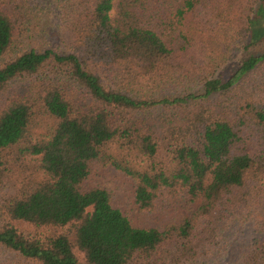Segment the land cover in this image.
<instances>
[{"label": "trees", "instance_id": "1", "mask_svg": "<svg viewBox=\"0 0 264 264\" xmlns=\"http://www.w3.org/2000/svg\"><path fill=\"white\" fill-rule=\"evenodd\" d=\"M5 57L0 93L28 81L0 107L11 264H264V95L244 87L264 64V0H0ZM108 168L139 212L181 199L188 215L134 227L107 189H85Z\"/></svg>", "mask_w": 264, "mask_h": 264}, {"label": "rangeland", "instance_id": "2", "mask_svg": "<svg viewBox=\"0 0 264 264\" xmlns=\"http://www.w3.org/2000/svg\"><path fill=\"white\" fill-rule=\"evenodd\" d=\"M30 47H31V41ZM217 43V41H216ZM16 45V44H15ZM21 50L19 47L13 46L11 51L8 53V56H14ZM239 55L231 60H229L226 64L220 66L214 71L215 76H227V74L235 68L236 62H238ZM5 58L0 59V65ZM252 85L256 86L257 84L262 86V92L264 95V64L256 69V71L249 75L246 78V82L244 87H248L246 85ZM28 85V81H14L11 82L8 87L0 93V107L3 106V104L9 100L15 98L17 95L22 94V92L25 91L26 86ZM179 88V87H177ZM172 90H180V89H172ZM170 90V91H172ZM199 87L195 88L194 91H198ZM169 91V92H170ZM239 91V90H238ZM244 91V90H241ZM168 92V93H169ZM236 92L232 93L227 98H219L222 103L220 107L217 109L218 112H220L222 115L228 118H232L235 114V105L232 104L234 100H230L231 97ZM264 99V96H261ZM216 99V98H214ZM161 111L158 109L153 112L152 115L148 117L149 123L154 127L160 126V123L162 121L163 115H161ZM12 169L14 167L12 166ZM18 168L16 170H19ZM16 175V174H15ZM16 178V177H15ZM95 186H99L102 188H105L109 191L111 196V204L113 207L120 210V212L127 217L129 222L134 227L139 228H162L164 225L168 223L178 224L183 218H185L188 215V211L185 208L184 201L181 199H178L174 201L173 203L168 204L167 206H164L161 208V210L151 213V214H143L138 211L136 205L133 202V186L129 179H127L123 174L108 168L104 170H99L96 173H94L86 182H85V189H89ZM12 183H7L5 179H0V203H2V200H5V197L10 195V193L13 192ZM253 222L257 224L259 229L264 227V208L260 209L259 211L255 212L253 214ZM5 221H7L5 219ZM4 220H2V224L5 223ZM15 227H17L19 230L27 233H34L36 232L33 230L30 226L20 223V222H13ZM1 226V224H0ZM249 230V229H248ZM40 232V231H39ZM47 232V231H43ZM243 240H240V243ZM12 255L7 253L6 250H4L0 246V264H11L12 263Z\"/></svg>", "mask_w": 264, "mask_h": 264}]
</instances>
